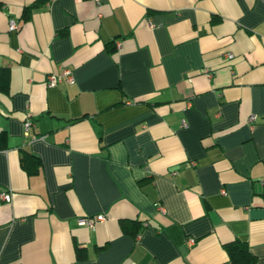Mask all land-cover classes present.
Returning a JSON list of instances; mask_svg holds the SVG:
<instances>
[{
	"label": "crops",
	"instance_id": "crops-1",
	"mask_svg": "<svg viewBox=\"0 0 264 264\" xmlns=\"http://www.w3.org/2000/svg\"><path fill=\"white\" fill-rule=\"evenodd\" d=\"M0 66V264H264V0H0Z\"/></svg>",
	"mask_w": 264,
	"mask_h": 264
},
{
	"label": "trees",
	"instance_id": "trees-1",
	"mask_svg": "<svg viewBox=\"0 0 264 264\" xmlns=\"http://www.w3.org/2000/svg\"><path fill=\"white\" fill-rule=\"evenodd\" d=\"M9 87V72L6 68L0 66V93L8 91ZM2 139L4 138V135ZM1 138V137H0ZM38 159L29 154L24 153L20 159V166L28 174L32 175L38 171ZM124 231L126 224H122ZM136 234V229L133 230V235ZM228 255V264H256V257L249 251L248 245L240 240H234L224 245Z\"/></svg>",
	"mask_w": 264,
	"mask_h": 264
},
{
	"label": "built area",
	"instance_id": "built-area-1",
	"mask_svg": "<svg viewBox=\"0 0 264 264\" xmlns=\"http://www.w3.org/2000/svg\"><path fill=\"white\" fill-rule=\"evenodd\" d=\"M17 28H18V26L16 24V21L11 19L9 21V30H15ZM116 45L119 47L120 43L116 42ZM231 56H232L231 54L227 53V57H231ZM61 80H65L69 83H73L74 77L72 75V72L66 68V69H63L60 73L52 72L46 76V84L49 87L56 86ZM254 118H255L254 115L250 116V120H253ZM182 124H183V126H186V123L184 121L182 122ZM30 126H31L30 120L26 119V121L24 122V128H25V134L26 135H27V132H28V129ZM261 184H262L263 191H264V177L261 180ZM0 197L3 200L7 201L10 199V194L7 192H1ZM105 219H106V217L104 215L98 214L96 216H91V217L88 216V217L79 218L78 224L86 226L88 228H94V226L97 222H103ZM189 241L193 242L194 240L190 239Z\"/></svg>",
	"mask_w": 264,
	"mask_h": 264
}]
</instances>
